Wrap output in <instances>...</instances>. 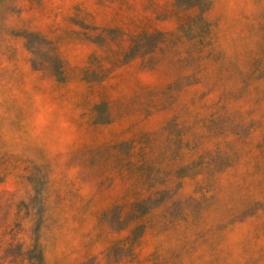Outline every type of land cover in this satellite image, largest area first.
Returning a JSON list of instances; mask_svg holds the SVG:
<instances>
[{
  "label": "rangeland",
  "instance_id": "374dc122",
  "mask_svg": "<svg viewBox=\"0 0 264 264\" xmlns=\"http://www.w3.org/2000/svg\"><path fill=\"white\" fill-rule=\"evenodd\" d=\"M0 264H264V0H0Z\"/></svg>",
  "mask_w": 264,
  "mask_h": 264
},
{
  "label": "trees",
  "instance_id": "16d2710c",
  "mask_svg": "<svg viewBox=\"0 0 264 264\" xmlns=\"http://www.w3.org/2000/svg\"><path fill=\"white\" fill-rule=\"evenodd\" d=\"M178 1V0H177Z\"/></svg>",
  "mask_w": 264,
  "mask_h": 264
}]
</instances>
